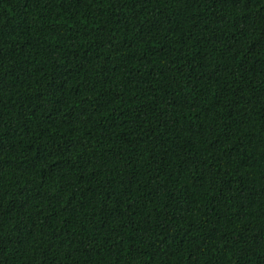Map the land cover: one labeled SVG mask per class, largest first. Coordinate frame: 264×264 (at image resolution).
Here are the masks:
<instances>
[{"label":"trees","instance_id":"trees-1","mask_svg":"<svg viewBox=\"0 0 264 264\" xmlns=\"http://www.w3.org/2000/svg\"><path fill=\"white\" fill-rule=\"evenodd\" d=\"M0 264H264V0H0Z\"/></svg>","mask_w":264,"mask_h":264}]
</instances>
